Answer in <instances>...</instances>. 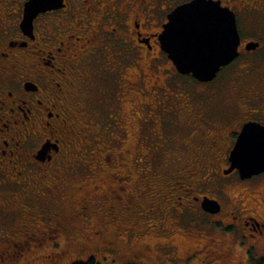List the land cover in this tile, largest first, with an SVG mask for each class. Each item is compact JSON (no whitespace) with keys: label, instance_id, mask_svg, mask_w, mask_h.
Returning a JSON list of instances; mask_svg holds the SVG:
<instances>
[{"label":"flooded vegetation","instance_id":"1","mask_svg":"<svg viewBox=\"0 0 264 264\" xmlns=\"http://www.w3.org/2000/svg\"><path fill=\"white\" fill-rule=\"evenodd\" d=\"M192 1L0 0V264L64 236L89 264L264 263V171L231 161L264 134V0H210L239 36L210 82L161 46Z\"/></svg>","mask_w":264,"mask_h":264},{"label":"water","instance_id":"2","mask_svg":"<svg viewBox=\"0 0 264 264\" xmlns=\"http://www.w3.org/2000/svg\"><path fill=\"white\" fill-rule=\"evenodd\" d=\"M221 12L226 13V17L221 16ZM160 40L163 51L181 74H191L200 82H210L237 56L239 36L233 13L221 8L219 3L194 0L170 15ZM189 40L208 47L212 56L205 60L185 56V45ZM250 129L249 125L243 129L231 155L232 165L240 169L244 178L264 171V147L251 144L257 139L263 142L264 134L254 135ZM208 206L211 212L220 209L217 202H210Z\"/></svg>","mask_w":264,"mask_h":264},{"label":"rangeland","instance_id":"3","mask_svg":"<svg viewBox=\"0 0 264 264\" xmlns=\"http://www.w3.org/2000/svg\"><path fill=\"white\" fill-rule=\"evenodd\" d=\"M161 65L162 62H159ZM166 67L165 64L163 66ZM150 73H153L151 69H149ZM188 83V88H193L195 91L200 87L198 83L192 81L190 78L186 79ZM85 239H78L74 242V245L64 236L59 239L60 248H52V249H44L37 248L32 252L25 251L24 257H28V259H35V264H77V263H85L91 257L86 254L88 252V248L85 247ZM57 253V254H56ZM61 253V254H59ZM49 256H52L53 260L51 261ZM48 258V259H46ZM97 264H100V260L96 257ZM25 261V260H21ZM33 262V261H32ZM31 264V263H28Z\"/></svg>","mask_w":264,"mask_h":264},{"label":"snow or ice","instance_id":"4","mask_svg":"<svg viewBox=\"0 0 264 264\" xmlns=\"http://www.w3.org/2000/svg\"><path fill=\"white\" fill-rule=\"evenodd\" d=\"M224 7L227 8L228 5L225 4ZM220 15L226 17V13L224 12H221ZM212 54V51L208 47L200 44L197 41L189 40L185 45L184 55L192 60L209 59Z\"/></svg>","mask_w":264,"mask_h":264},{"label":"trees","instance_id":"5","mask_svg":"<svg viewBox=\"0 0 264 264\" xmlns=\"http://www.w3.org/2000/svg\"><path fill=\"white\" fill-rule=\"evenodd\" d=\"M77 264H89V263H77ZM90 264H93V263H90ZM262 264H264V263H262Z\"/></svg>","mask_w":264,"mask_h":264}]
</instances>
